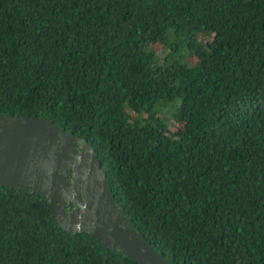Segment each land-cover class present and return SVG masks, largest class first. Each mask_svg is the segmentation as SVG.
I'll return each instance as SVG.
<instances>
[{"label": "trees", "instance_id": "trees-1", "mask_svg": "<svg viewBox=\"0 0 264 264\" xmlns=\"http://www.w3.org/2000/svg\"><path fill=\"white\" fill-rule=\"evenodd\" d=\"M0 113L85 140L173 264H264V0H0ZM0 264L137 263L0 186Z\"/></svg>", "mask_w": 264, "mask_h": 264}, {"label": "water", "instance_id": "water-1", "mask_svg": "<svg viewBox=\"0 0 264 264\" xmlns=\"http://www.w3.org/2000/svg\"><path fill=\"white\" fill-rule=\"evenodd\" d=\"M0 186L39 194L61 229L89 234L137 264H173L127 219L94 149L46 118L0 113Z\"/></svg>", "mask_w": 264, "mask_h": 264}]
</instances>
